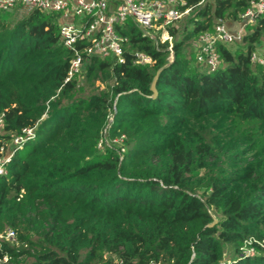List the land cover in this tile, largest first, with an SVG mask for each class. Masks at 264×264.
<instances>
[{"label": "trees", "instance_id": "obj_1", "mask_svg": "<svg viewBox=\"0 0 264 264\" xmlns=\"http://www.w3.org/2000/svg\"><path fill=\"white\" fill-rule=\"evenodd\" d=\"M258 1L186 0L171 61L167 44L156 46L128 19L116 27L123 62L86 58L82 75L113 79L90 93L78 77L65 82L72 52L59 13L35 9L11 21L14 9L0 10V148L34 130L0 176L1 264H264L256 242L264 240V67L251 61L264 10L240 42L218 46V69L201 67L188 48ZM137 51L153 64L136 63ZM213 116L233 121L224 144L189 128ZM235 139L262 159L233 158ZM250 239L255 254L240 256Z\"/></svg>", "mask_w": 264, "mask_h": 264}, {"label": "built area", "instance_id": "obj_2", "mask_svg": "<svg viewBox=\"0 0 264 264\" xmlns=\"http://www.w3.org/2000/svg\"><path fill=\"white\" fill-rule=\"evenodd\" d=\"M186 4V0H0V10L19 9L28 14L39 9L60 14V36L63 44L72 52L65 79V82H69L85 72L86 58L89 56H114L118 62L124 61L123 43L126 39L118 33L116 27L128 19H131L145 36L152 39L156 46L170 41L167 50L172 56V28L190 12L191 8L186 7ZM263 10L264 0L251 2V6L241 15L243 28L254 23L256 16ZM243 34V30H234L225 21H217L213 30L205 31L197 40V62L209 70L218 69L223 64L218 46L240 42ZM81 44H84L82 49L79 47ZM135 61L142 65L154 62L150 55L141 51L135 52ZM251 61L264 67V40L252 53ZM23 131V136L13 138V146L33 138V128H25ZM3 133L4 116L0 114V134ZM12 148H0V176L7 174L6 165L13 155ZM6 238L16 240V235L11 230L7 232ZM256 242L264 247V240ZM253 243L252 239L247 240L240 248L239 255L253 256L256 251ZM4 261H7L6 257ZM114 264L129 263L115 257ZM150 264L160 263L152 261ZM220 264L226 262L222 261Z\"/></svg>", "mask_w": 264, "mask_h": 264}, {"label": "rangeland", "instance_id": "obj_3", "mask_svg": "<svg viewBox=\"0 0 264 264\" xmlns=\"http://www.w3.org/2000/svg\"><path fill=\"white\" fill-rule=\"evenodd\" d=\"M11 16H10V20L11 21H15L18 18L26 15L24 12L20 11L19 9H14L11 12ZM187 16L188 14H186L177 24L174 28H172V30H174L175 34L173 35V38L171 40V43H174V40L179 38L181 36V30L184 27V25L187 22ZM228 24H230L231 28L234 30H243V32H245V28H243V24L242 22L239 21H231V22H227ZM164 44H167V46H169L170 41H165ZM188 48H197V41H192L189 43ZM168 61L172 60V56L171 54L168 56L167 58ZM113 85V79L112 77L108 76V77H104L103 81L101 79H89L88 77H86V75H82L78 77V86L82 87L86 93H90V92H99L102 90H107L109 86ZM233 121L230 118H225L222 116H213L207 119H201V120H193L191 123V127L189 128H194L195 130H199V131H211L213 134L217 135L219 141L221 142V144H224L225 142H228V140H230V138L232 137V130H231V126ZM14 143H10V148L13 147ZM233 144L235 146L234 150L232 152L234 153V157L236 160H247V161H251V160H261L262 158H259V156L257 157H253L254 154H256V150L250 149V146L247 145V142L245 139H235L233 140ZM224 149H220L219 153L221 155V159H227L228 157H222V153H223ZM218 160V159H217ZM11 231V230H9ZM231 253L228 252H224V257H230Z\"/></svg>", "mask_w": 264, "mask_h": 264}, {"label": "water", "instance_id": "obj_4", "mask_svg": "<svg viewBox=\"0 0 264 264\" xmlns=\"http://www.w3.org/2000/svg\"><path fill=\"white\" fill-rule=\"evenodd\" d=\"M158 75H159V72L157 73V75L155 76V78L151 84V90L153 92V97H155L157 95L156 81L158 79ZM216 222H217V219L214 217V220L210 225H214Z\"/></svg>", "mask_w": 264, "mask_h": 264}]
</instances>
